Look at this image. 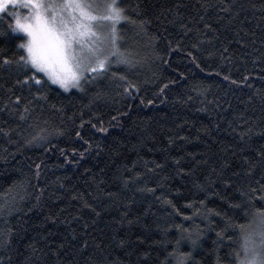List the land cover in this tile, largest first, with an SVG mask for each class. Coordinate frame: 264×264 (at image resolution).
Returning <instances> with one entry per match:
<instances>
[{
	"label": "trees",
	"instance_id": "obj_1",
	"mask_svg": "<svg viewBox=\"0 0 264 264\" xmlns=\"http://www.w3.org/2000/svg\"><path fill=\"white\" fill-rule=\"evenodd\" d=\"M121 6L137 63L83 90L24 84L21 34L0 36V264H236L260 227L264 0Z\"/></svg>",
	"mask_w": 264,
	"mask_h": 264
},
{
	"label": "snow or ice",
	"instance_id": "obj_2",
	"mask_svg": "<svg viewBox=\"0 0 264 264\" xmlns=\"http://www.w3.org/2000/svg\"><path fill=\"white\" fill-rule=\"evenodd\" d=\"M121 5L122 0H0V25L3 26L0 36L22 34L16 45L22 54L15 63L31 73L23 83L31 82L36 86L51 83L64 91L83 90V82L104 76L114 64L134 67L137 61L133 52L122 48L120 43L119 26L122 21L131 24L137 21L127 15V9ZM144 23L140 21V26ZM4 63L13 61L5 59ZM111 74L124 82L125 92L139 91L138 85L127 76ZM28 111L25 107L24 112ZM20 119H25V115L21 114ZM50 134L40 129L27 143L47 141ZM3 210L4 205H0V212ZM259 225L258 231H246L245 226L240 225L242 242L240 251L235 253L236 264H264V212L260 213ZM189 239L195 247L197 240L191 239V235ZM186 255H176V264H185Z\"/></svg>",
	"mask_w": 264,
	"mask_h": 264
},
{
	"label": "rangeland",
	"instance_id": "obj_3",
	"mask_svg": "<svg viewBox=\"0 0 264 264\" xmlns=\"http://www.w3.org/2000/svg\"><path fill=\"white\" fill-rule=\"evenodd\" d=\"M22 35V34H21ZM55 86H58V85H55ZM59 87V86H58ZM60 88V87H59ZM62 89V88H61ZM63 90V89H62ZM73 90H77V88H72V89H69L68 91H65V92H69V91H73ZM64 91V90H63ZM259 229H257L256 231H258Z\"/></svg>",
	"mask_w": 264,
	"mask_h": 264
}]
</instances>
